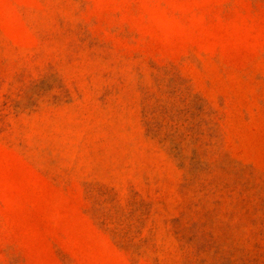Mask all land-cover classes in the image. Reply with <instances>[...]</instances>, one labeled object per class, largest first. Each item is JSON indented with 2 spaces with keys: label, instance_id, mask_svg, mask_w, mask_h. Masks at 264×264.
<instances>
[{
  "label": "rangeland",
  "instance_id": "obj_1",
  "mask_svg": "<svg viewBox=\"0 0 264 264\" xmlns=\"http://www.w3.org/2000/svg\"><path fill=\"white\" fill-rule=\"evenodd\" d=\"M0 264H264V0H0Z\"/></svg>",
  "mask_w": 264,
  "mask_h": 264
}]
</instances>
